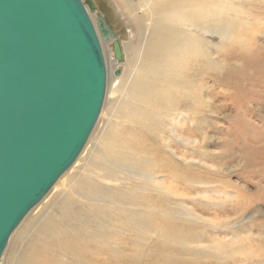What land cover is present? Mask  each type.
<instances>
[{
	"label": "rangeland",
	"instance_id": "374dc122",
	"mask_svg": "<svg viewBox=\"0 0 264 264\" xmlns=\"http://www.w3.org/2000/svg\"><path fill=\"white\" fill-rule=\"evenodd\" d=\"M92 1L118 34L123 60L114 61L111 43H102L105 99L85 147L67 171L76 168V173L70 181L65 175L58 180L23 219L0 264H39L34 251L50 241L43 234L47 228L65 230V239L90 247L95 264H264V258L255 259L256 251H264V0H196L200 6L193 10L200 19L224 21L219 25L223 38L209 23L193 30L206 47L181 59L185 65L175 71L190 74L187 82L194 87L180 89L154 108L132 97L131 84L144 76L140 57L130 66L126 49L138 40L142 53L147 35L134 32L126 15L135 10L146 15L147 6L155 15L176 0ZM183 9L189 13L191 5ZM142 21L149 25L148 19ZM172 103L175 110L167 108ZM121 109V115L143 118L157 156L176 163L178 172L191 169L177 196L164 186L153 187L140 170L117 166L111 153L120 145L110 149V134L117 130L119 135V126L126 124L117 118ZM152 196L156 215L142 207ZM228 225L239 226L235 239L225 237ZM54 260L58 263L50 264H83L73 255L57 254Z\"/></svg>",
	"mask_w": 264,
	"mask_h": 264
},
{
	"label": "water",
	"instance_id": "95a60500",
	"mask_svg": "<svg viewBox=\"0 0 264 264\" xmlns=\"http://www.w3.org/2000/svg\"><path fill=\"white\" fill-rule=\"evenodd\" d=\"M109 42L121 63L119 36L92 0H0V259L86 145Z\"/></svg>",
	"mask_w": 264,
	"mask_h": 264
},
{
	"label": "bare ground",
	"instance_id": "6f19581e",
	"mask_svg": "<svg viewBox=\"0 0 264 264\" xmlns=\"http://www.w3.org/2000/svg\"><path fill=\"white\" fill-rule=\"evenodd\" d=\"M185 4L191 5V10L189 13L183 9L186 6ZM199 6L200 3L196 0H176L174 6L164 7L155 15L152 13L151 6H147L146 9L143 10L146 11V15H142V13L136 10L126 15V20L133 27L134 32H141L143 30L147 35L146 44L143 47L142 53H140L141 51H138V45L140 44H138V40L133 41L131 46L126 49L127 59L129 60L130 66L135 65L140 57L139 69L142 71L144 76V81H134L130 86V90L134 94L132 97L136 103L137 97H140L142 100L144 98L143 103H145L148 107L150 106L149 108H154L157 106L162 107L167 102L169 95L179 91L180 89L190 92V89L194 87H191V84L187 82L188 79V81H190L192 78L190 74L185 76L183 73L179 74L176 72L175 69L179 66L183 67L185 65L183 62H181V59L193 55L198 49H203L206 47L204 41L197 39V37L192 35L194 29H197L198 27L207 29L209 23V27L213 26L214 29L216 28L214 31L218 37L222 36L223 38V26L219 25H222L224 22L218 21V24H215L213 20L206 21L200 19L199 13L193 10V8H199ZM124 9V6H120V11H124ZM142 18L148 19L149 25H145L142 21ZM179 27H183V29L180 30ZM218 44H221V40ZM128 53L130 56H128ZM231 59L233 61V58ZM253 62H255V60H253L251 63ZM140 76L142 77V75ZM167 108L175 110L177 108V104L172 103ZM201 109L202 111L205 109L204 104H201L199 110ZM121 112L122 109L119 110L117 118L120 120V122L124 121L126 124L119 126L121 128L119 135H117V130H115V133L113 131L110 134V137H112L110 149H112L111 147L114 145H117V143L120 145L119 149L111 153L116 160L117 166H126V168L130 167L133 169H138L143 174V177L154 181L153 187L162 188L164 186L169 192H173L174 196H177L178 186L188 181V177L192 174L191 169L186 168L181 172H178V166L176 163L167 159L164 154L163 156H157L156 150L154 148L156 140H154L153 136L147 135L145 133L150 129L144 125L143 118L135 115L134 113L129 115H121ZM150 112L152 113V110H150ZM188 113L191 112L188 110ZM129 135L138 136L139 139L135 142L126 141L125 137ZM98 153L99 156L104 155L103 153L100 154V151H98ZM122 168L125 169L124 167ZM76 170L77 169L74 168V170L68 173L65 172L61 178L65 175L70 177L67 179L64 176L67 179L66 181L72 180ZM64 183L66 182L64 181ZM154 197L156 196L149 197L147 202L145 200L146 204H142V207L144 206L148 213L152 215H156L152 209L155 208V204H158ZM228 198L231 197L228 196ZM159 205H162V203ZM64 213L69 214L68 211ZM229 227L225 228H228V230L225 232V237L235 239V235L239 231V226ZM234 227L235 229H233ZM47 229L43 234L47 240L50 241L42 243L39 249H35L36 251H34L37 252L36 259L39 264H50L53 262L58 263L56 260H54L57 254L63 257H69L70 255H73L76 258L77 263H96V260L93 256L94 252L90 247H84L80 242L75 240L68 241L69 239H65V230L52 229L48 231ZM62 234L63 238H61ZM120 234H122L121 231ZM62 240H66L68 242H63ZM255 253V259L258 261L260 258H264V251H256Z\"/></svg>",
	"mask_w": 264,
	"mask_h": 264
}]
</instances>
